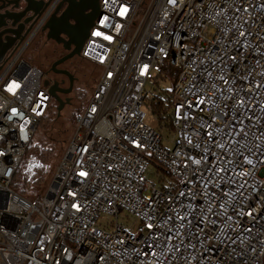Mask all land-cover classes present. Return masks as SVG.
I'll use <instances>...</instances> for the list:
<instances>
[{"label":"built area","instance_id":"2783aa9c","mask_svg":"<svg viewBox=\"0 0 264 264\" xmlns=\"http://www.w3.org/2000/svg\"><path fill=\"white\" fill-rule=\"evenodd\" d=\"M26 46L0 64V264H264V0H99L80 58L101 73L30 200L11 180L52 98ZM163 93L171 150L141 112ZM122 212L132 230L98 224Z\"/></svg>","mask_w":264,"mask_h":264},{"label":"rangeland","instance_id":"374dc122","mask_svg":"<svg viewBox=\"0 0 264 264\" xmlns=\"http://www.w3.org/2000/svg\"><path fill=\"white\" fill-rule=\"evenodd\" d=\"M59 55L60 53L54 51L50 44L46 45L44 41L35 39L23 53L22 59L31 66L38 68L42 73H46V70H48L49 66ZM72 61L74 66L72 68L73 73L71 74L75 78L72 92L66 96H61L60 94H58L59 98L64 102V106L59 112L57 111V108L59 106L58 102L52 99L53 101H51L50 105L52 109L50 110L48 115V117L52 118L49 130L48 132L44 133L41 129L42 126L47 123V121L40 123L32 140V143H38L44 145V147L48 148L49 150L55 151L57 153L59 152L60 154L57 163L62 156L64 147L72 137L76 117L87 105V100L94 88V84L96 83L101 73L98 67L89 62H86L80 57L77 59H73ZM67 63L66 65H68ZM167 68L178 72L176 68L170 65H167ZM167 76L169 79L161 84L160 89L152 90L147 87L148 97L146 99V102H151L152 100H154L155 95L159 91L163 92L165 91V89L171 88L172 83L176 79V75L170 73ZM146 102L141 106V112L144 114V124L159 132L162 136V146L166 150H171L172 130H169V128H167L164 123H161L159 121L158 116L149 108ZM74 113V119L72 123H69L68 120ZM54 171L50 176L45 190L47 189L51 181ZM161 178H164L166 180L169 179L168 175L158 172L157 167L153 164H150L147 167V174L145 176V179L153 185H158L161 182ZM27 199L30 200L32 198ZM116 220L119 225L123 226L127 230H132L136 225V220L132 216L124 212L120 213L117 216V219L113 216H103L98 221V224L105 228L107 226H110V223L115 224Z\"/></svg>","mask_w":264,"mask_h":264},{"label":"flooded vegetation","instance_id":"af4514ba","mask_svg":"<svg viewBox=\"0 0 264 264\" xmlns=\"http://www.w3.org/2000/svg\"><path fill=\"white\" fill-rule=\"evenodd\" d=\"M91 3L92 0H0V53L5 51L7 56L22 44H27V49L35 39L50 44L60 55L43 73V78L49 85H56L64 92L69 90L70 81L67 75L58 72H68L72 77L71 90L67 94H59L69 95L75 80L71 74L74 66L72 60L79 57L74 56L54 68L52 65L75 48L78 27L90 14V9L83 10ZM46 27H51L50 37ZM3 38H7V43H1Z\"/></svg>","mask_w":264,"mask_h":264},{"label":"trees","instance_id":"16d2710c","mask_svg":"<svg viewBox=\"0 0 264 264\" xmlns=\"http://www.w3.org/2000/svg\"><path fill=\"white\" fill-rule=\"evenodd\" d=\"M163 71L166 73V75H169L170 73L173 75H177L176 71L168 69L167 67H165ZM168 79L169 78L166 77L162 78L161 83L163 84ZM156 86L158 89L161 88V85L158 84V82ZM51 101L53 100L51 99ZM50 105L46 116L39 122L37 126L38 128L40 123L47 121V123L44 124L41 128L44 133L48 132L52 122V118L48 117L49 112L52 109ZM167 108L168 99L163 93L162 95H159L156 101L153 103V109L155 114L158 116L159 121L161 123H164V125L170 129L171 125L169 119L166 117ZM74 116L75 113L70 116V119L68 120L69 123H72ZM32 140L33 138L31 139L28 147L26 148L25 153L23 155L24 158H22V161L11 180L12 189L26 199H33L42 195L49 182L52 172L55 170V167H57L56 164H58L57 160L60 154L59 152L57 153L55 151L49 150L48 148L44 147V145L32 143ZM66 146L64 147V151Z\"/></svg>","mask_w":264,"mask_h":264},{"label":"water","instance_id":"95a60500","mask_svg":"<svg viewBox=\"0 0 264 264\" xmlns=\"http://www.w3.org/2000/svg\"><path fill=\"white\" fill-rule=\"evenodd\" d=\"M87 9H90V14L87 16V18L78 27V32H77L78 33V42L75 44V48L68 55H66L65 57L56 61L52 65V68H54L55 66L63 63L64 61H66V60H68L74 56L80 57V52H81L82 46L88 37L89 31H90L91 27L93 26L94 21L99 16V0H92L91 6H89L88 8H84L83 11H85ZM13 25L14 24L12 23V26ZM46 29L49 31L48 37H50L51 27H46ZM1 43H4V44L7 43V38L1 39ZM16 48H17V46L11 51V53L14 52ZM4 57H5V51L0 53V61ZM58 73H62V74H65L68 76L69 81H70L69 90L63 92L60 89H58L56 85H49L48 81H46V80H44V85L49 87V93L51 95V98L58 102L59 106L57 108V111L59 112L63 108L64 102L59 98L58 94L59 93L67 94L70 92L71 87H72V77L66 71H59Z\"/></svg>","mask_w":264,"mask_h":264},{"label":"snow or ice","instance_id":"6c2138e0","mask_svg":"<svg viewBox=\"0 0 264 264\" xmlns=\"http://www.w3.org/2000/svg\"><path fill=\"white\" fill-rule=\"evenodd\" d=\"M169 2H171V3H175V0H169ZM105 3H107V0H105ZM126 11H127L126 8L121 7V10H120V13H119V14H120V15H124V13H125ZM107 20H108V17L105 16V17L100 21L101 25L106 26L105 22H106ZM92 35L95 36V37H101V38H103L104 40H111V39H112L111 36L105 35V34L102 33L101 31H94V32L92 33ZM240 35L243 36L244 33L241 32ZM221 79H222V78H221ZM13 90H14V89H12V88L9 89V91H13ZM15 111H16V110L13 109V112H15ZM197 163H199V161H197ZM80 175H82V176H86L87 173H85V172H81ZM73 207H76V205H73ZM249 215H251V213H249ZM182 219H183V218H182ZM149 227H151V225H149Z\"/></svg>","mask_w":264,"mask_h":264}]
</instances>
